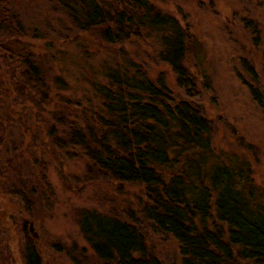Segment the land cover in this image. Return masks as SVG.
Masks as SVG:
<instances>
[{
  "label": "rangeland",
  "instance_id": "rangeland-1",
  "mask_svg": "<svg viewBox=\"0 0 264 264\" xmlns=\"http://www.w3.org/2000/svg\"><path fill=\"white\" fill-rule=\"evenodd\" d=\"M148 1L174 15L190 34L189 87L178 86L175 73L159 62L151 38L123 30L118 42L108 46L93 34L80 33L49 0L6 1L19 15L21 44L34 53L48 90L44 110L30 104L22 113L30 114L28 121L21 123L23 117L15 121L19 126L0 129V164L7 162V171H0V264H24L25 240L33 242L42 264H103L79 229L85 208L134 224L147 258L181 264L178 242L143 213L149 199L143 186L116 181L96 168L70 131L75 120L83 121L86 106L98 104L90 84L98 79L99 66L115 55L162 81L175 101L191 103L210 123L213 152L244 159L255 197L264 196V100L254 101L247 88L261 89L264 77V0ZM0 42L11 47L6 35H0ZM200 49L201 62L195 59ZM57 77L64 88L56 85ZM33 112L42 119L36 122ZM12 184L25 190L23 197L7 193ZM221 225L210 215L208 227Z\"/></svg>",
  "mask_w": 264,
  "mask_h": 264
},
{
  "label": "trees",
  "instance_id": "trees-1",
  "mask_svg": "<svg viewBox=\"0 0 264 264\" xmlns=\"http://www.w3.org/2000/svg\"><path fill=\"white\" fill-rule=\"evenodd\" d=\"M6 1L0 0V35L9 37L11 47L0 42V51L5 49L0 53V129L19 126L15 121L30 104L44 110L48 90L34 53L21 44L19 15ZM49 1L80 33L93 34L108 46L118 42L123 30L151 38L159 62L175 73L178 86L189 87L191 37L174 15L148 0ZM121 56L99 66V77L90 84L99 102L95 108L86 106L83 121L77 119L73 124L78 126L70 127L76 143L111 179L143 186L149 198L143 213L178 242L181 264H264V196L255 197L244 159L214 153L209 121L191 103L172 99L162 81L133 69L136 66ZM202 58L200 49L195 59ZM243 67L256 78L252 66L244 62ZM56 80L64 88V80ZM259 86L247 88L254 101L262 103L264 77ZM33 115L35 121L42 119L40 113ZM29 117L27 113L21 123ZM2 164L3 173L7 162ZM10 186L8 194H25L22 187ZM23 202L27 207L29 202ZM210 215L222 225L208 227ZM78 224L103 264H162L145 256L131 222L85 208ZM22 260L42 264L31 240H25Z\"/></svg>",
  "mask_w": 264,
  "mask_h": 264
}]
</instances>
